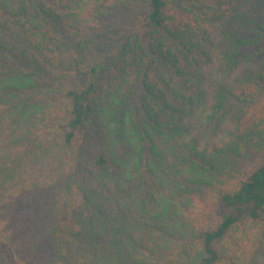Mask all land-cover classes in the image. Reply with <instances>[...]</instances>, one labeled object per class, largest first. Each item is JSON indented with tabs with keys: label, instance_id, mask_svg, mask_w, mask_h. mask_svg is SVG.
<instances>
[{
	"label": "trees",
	"instance_id": "1",
	"mask_svg": "<svg viewBox=\"0 0 264 264\" xmlns=\"http://www.w3.org/2000/svg\"><path fill=\"white\" fill-rule=\"evenodd\" d=\"M263 95L264 0H0V264H264Z\"/></svg>",
	"mask_w": 264,
	"mask_h": 264
},
{
	"label": "rangeland",
	"instance_id": "2",
	"mask_svg": "<svg viewBox=\"0 0 264 264\" xmlns=\"http://www.w3.org/2000/svg\"><path fill=\"white\" fill-rule=\"evenodd\" d=\"M94 25V27H97L99 24L98 23H95V24H93ZM255 109H256V113L258 114V115H260L262 118H264V95L261 97V98H259L258 99V101L256 102V106H255ZM264 126H262V125H260V128H263ZM242 165V164H241ZM242 170H248V167H247V165L245 164V165H242ZM198 205V204H197ZM207 217H209V218H211V216H209V214H202V215H200L199 216V218H207ZM208 218V221H207V223L206 224H208V226H211L212 225V223H214L215 222V220H213V219H209Z\"/></svg>",
	"mask_w": 264,
	"mask_h": 264
}]
</instances>
